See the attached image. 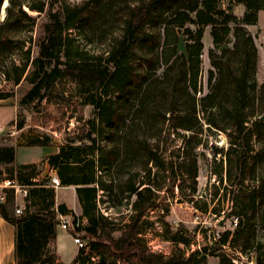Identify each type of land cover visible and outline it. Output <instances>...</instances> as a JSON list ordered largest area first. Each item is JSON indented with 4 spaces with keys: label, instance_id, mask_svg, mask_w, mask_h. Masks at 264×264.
I'll use <instances>...</instances> for the list:
<instances>
[{
    "label": "trees",
    "instance_id": "obj_1",
    "mask_svg": "<svg viewBox=\"0 0 264 264\" xmlns=\"http://www.w3.org/2000/svg\"><path fill=\"white\" fill-rule=\"evenodd\" d=\"M4 1L0 0V18ZM225 1L9 0L4 20L0 21V66L3 53L15 51L18 36L32 29L38 18L43 21L36 69L30 80L32 88L22 103L42 102L54 84L73 83L78 88L80 102L93 106L96 112L95 119L84 123L60 146L57 154L40 164L16 165L15 147H0V166L4 168L5 178H16L21 186L28 188L22 214L15 213L14 189H4L6 200L0 203V214L15 229L17 264H58L52 245L57 243L60 216H68L70 211L65 204L56 205L51 177L43 176L41 169L45 161L56 171L60 186L76 187L83 209L80 218L87 222L74 233H84L82 238L89 252L79 251L72 264H90L94 257L99 258L98 264H193L198 252L188 258L163 256L141 239L142 220L154 203L134 183L126 161L136 158L137 166L148 178L152 174L150 164L163 168L173 177L176 175L173 162L159 161V138L151 145L150 139L143 137L145 131L141 133L135 128L138 118L140 124L145 123L153 132L152 137L159 136L166 123L179 130L180 137L181 131H201L205 124L225 134L230 148L224 151L215 147L213 153L227 159L226 177L234 181L235 187L251 179L258 165L264 163V81L261 84L256 81L259 50L249 30L264 11V0ZM236 5L244 6L243 15L236 13ZM30 12H36L37 16ZM209 26L214 44L208 53L209 89L197 99L203 37ZM70 30L84 32L87 38L106 47L105 54L75 63L63 61L61 58L68 53L67 46L72 40L68 35ZM181 36L185 40L184 52L178 50ZM24 70L25 66L12 67L8 78L19 84ZM10 97L0 94V100ZM137 100L139 106L128 124L132 104ZM16 125L18 130L24 129L26 118L19 117ZM103 139L107 147L101 144ZM30 144L53 143L49 137H38ZM183 164L185 170L181 176L194 182L197 175L194 160ZM119 170L122 175L115 179ZM104 173L112 185L102 181ZM224 177L223 171L220 172L219 181L223 182ZM5 178L1 173L0 182ZM144 182L140 184L145 185ZM151 189L149 186L146 191L151 193ZM101 192L110 195L116 209L119 205L114 203V198L118 194L138 196L128 223H115L98 211ZM232 192L229 216L237 208L240 215L255 214L257 203L264 204V177L247 194L236 193L235 189ZM238 196L243 202L236 207ZM31 198L34 201L29 206ZM238 225L243 226L242 222ZM229 238L228 232L223 233L218 243L225 247L230 243ZM215 256L219 264H233L225 253ZM199 264H207L206 255Z\"/></svg>",
    "mask_w": 264,
    "mask_h": 264
},
{
    "label": "rangeland",
    "instance_id": "obj_2",
    "mask_svg": "<svg viewBox=\"0 0 264 264\" xmlns=\"http://www.w3.org/2000/svg\"><path fill=\"white\" fill-rule=\"evenodd\" d=\"M226 6L224 5V7ZM235 11L241 16L245 8L236 5ZM30 14L37 16L36 12H30ZM3 20L1 16L0 21L3 22ZM42 22L38 18L32 29H27L26 32L18 36L19 41L15 45L14 52L3 53L4 61L0 66V94H8L11 97L5 101L0 100V125L6 124L13 118L14 108V120L17 121L19 117H25L26 126L23 131L18 130L15 136L0 139V147L19 146L22 138L24 141H30L38 137H49L53 144L61 146L66 144L72 137L71 134L82 128L84 123L95 119V108L80 102L78 88L73 83L54 84L51 86L48 98L42 102L22 103L25 95L32 88L30 80L35 72V61L39 55L38 42L42 36ZM249 30L255 37L259 50L256 81L261 84L264 81V11L259 13L257 24L250 26ZM68 35L72 40L67 46V56L63 55L61 58L63 61L75 63L85 57L95 58L105 54L106 47L92 41L89 37L88 39L84 32L70 30ZM203 43L197 99L203 97L209 89L208 74L211 63L208 53L211 48H214L211 26L205 28ZM178 50L179 52L185 51L183 36L180 37ZM22 66H25V70L19 84H16L8 78V73H12V67ZM162 71L163 69L158 74L161 75ZM138 103L137 100L132 104V113L128 124L135 116L134 112L139 106ZM136 123L138 125L135 128L140 129L141 133L145 131L143 137L150 139L151 145H154L159 138V161L167 164L173 162L176 170V175L173 177L163 168L150 164L152 174L148 178L144 170L137 166L136 158L126 161V166L132 170L134 183L139 190L144 192V195L150 197L149 201L154 203L153 208L147 210L142 220L141 239L154 252L163 256L183 255L188 258L191 254L198 252L193 264H199L205 255L207 264H219V258L215 256L219 253H225L231 257L233 264H264V204L261 205L258 202L256 213L249 212L248 216L246 212L244 215H240L241 210L237 208L235 214H231L225 220L224 225L220 226L225 214L231 211L232 191L235 189L236 193L242 192L243 195L252 191L258 185V179L264 177V163L258 165L251 179L244 181L242 186L235 187L234 181L231 182L226 177V171L229 168L227 159L222 154L214 156L213 153L215 147L223 148L224 151L230 148L225 134L205 124L201 131H197V129L195 132L181 131L183 135L180 137L179 130L177 131L172 124L166 123L162 133L157 137H152L153 132L148 130L149 127L145 123L140 124L138 118ZM100 142L104 147H107L104 139ZM193 160L197 172L194 182L187 176H181V172L185 170L183 163ZM41 169L45 176V164L41 166ZM222 171L225 177L223 182H220L219 173ZM2 172H4V168ZM121 175L122 170L115 172V179H119ZM101 178L107 185H112L107 174L104 173ZM143 181H145V185L140 184ZM149 186H152L151 193L146 191ZM37 189H41V187L37 186ZM53 189L56 205L65 204L70 211L68 216L72 218H74L73 216H83V209L75 186H67L59 192H56V188ZM48 194L44 193L45 196ZM16 197L24 208L27 195L19 193L16 194ZM56 199L59 200V204ZM111 200L108 193L101 192L97 199L98 211L115 223L121 225L128 223L134 213L133 205L138 200V196L129 197L127 194L123 196L118 194L114 198V203L119 205L118 209L112 207ZM242 200V197H236L235 206L242 205ZM33 201L31 198L28 205H32ZM239 222L243 224L241 228H239ZM249 228V231L243 230ZM60 230L61 228H59ZM226 232L229 233L230 243L222 247L218 243L219 236ZM61 233L63 239L58 242L57 250L62 261L71 264L77 259L79 251L73 242L75 233L72 229L66 232L62 230ZM52 247L56 253V244ZM61 259L58 256V264H62ZM90 264H95V262L92 261Z\"/></svg>",
    "mask_w": 264,
    "mask_h": 264
},
{
    "label": "crops",
    "instance_id": "obj_3",
    "mask_svg": "<svg viewBox=\"0 0 264 264\" xmlns=\"http://www.w3.org/2000/svg\"><path fill=\"white\" fill-rule=\"evenodd\" d=\"M1 101H5V100H1ZM15 118V110L13 108V118H11L8 122H6V124H1V125H9V124H13L16 120H14ZM18 131V129H17ZM20 132L23 131L19 130ZM27 139V137H26ZM35 139H31L30 141H24L23 138L20 139L19 142V146L16 145H9V146H3V147H15L16 149V165H27V164H40L42 163L44 160H46L49 156L51 155H55L58 153L60 146L56 145V144H52L49 146H40V145H32L30 144L31 141H33ZM45 168H46V173L45 176H49L51 177V185L52 187V178L53 177H57V173L55 170H53L47 161H45ZM3 167L0 166V174L2 173V176L5 178L6 174L4 172H2ZM6 179L9 178H5L4 181ZM3 181V182H4ZM0 182V187L2 186V183ZM25 187V186H23ZM56 188V187H54ZM65 187H58L56 188L57 191L59 192V190L64 189ZM26 189V187H25ZM28 189V188H27ZM26 189V190H27ZM22 192H16L15 191V195L19 194ZM24 194V193H23ZM27 195V194H25ZM56 199V202H58V204L60 203L59 200ZM16 207H22L16 197ZM23 209V207H22ZM81 211V209H79ZM59 226H58V239H57V243H56V253L57 255L60 257L61 256L57 250V244L58 242L63 239V234L60 232L62 230L59 231ZM66 232V231H64ZM15 229L14 226L11 225L9 222H7L2 215L0 214V264H17L15 261ZM78 256H79V251H78ZM77 256V258H78ZM77 259H75L72 263H74ZM62 264H66L62 261ZM71 263V264H72Z\"/></svg>",
    "mask_w": 264,
    "mask_h": 264
},
{
    "label": "built area",
    "instance_id": "obj_4",
    "mask_svg": "<svg viewBox=\"0 0 264 264\" xmlns=\"http://www.w3.org/2000/svg\"><path fill=\"white\" fill-rule=\"evenodd\" d=\"M17 121H15L13 124L9 125H0V139L4 137H12L15 136L17 133ZM52 184L54 187L58 188L60 187V180L57 177L52 178ZM6 188H12L16 192H22L24 194H27V190L25 187L21 186L16 178L12 179H6L0 188V203L5 202L6 200V193L4 192V189ZM23 209L22 207H16L15 213L17 215L22 214ZM86 225V220L81 219L80 217L72 218L70 216H60V223L59 227L63 231H68L72 229L74 232L77 231V229H83ZM83 233H76V235L73 237V242L77 246L78 250H85L86 253L89 252L88 244L87 242L82 238ZM92 261L95 262V264H98L99 258L94 257L92 258ZM119 264V263H118Z\"/></svg>",
    "mask_w": 264,
    "mask_h": 264
},
{
    "label": "water",
    "instance_id": "obj_5",
    "mask_svg": "<svg viewBox=\"0 0 264 264\" xmlns=\"http://www.w3.org/2000/svg\"><path fill=\"white\" fill-rule=\"evenodd\" d=\"M8 5H9V0H5V1H4V4H3V7H2V18H3V19H4V17H5V14H6V8L8 7ZM228 217H229V213H227V214L225 215V217L221 220V222H220V226H223V225H224V222H225L226 219H228Z\"/></svg>",
    "mask_w": 264,
    "mask_h": 264
}]
</instances>
